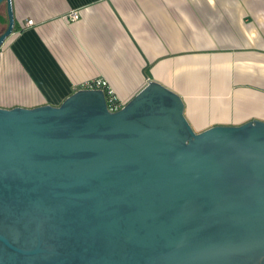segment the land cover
<instances>
[{
  "label": "water",
  "instance_id": "water-1",
  "mask_svg": "<svg viewBox=\"0 0 264 264\" xmlns=\"http://www.w3.org/2000/svg\"><path fill=\"white\" fill-rule=\"evenodd\" d=\"M0 264H264V120L196 132L157 81L0 107Z\"/></svg>",
  "mask_w": 264,
  "mask_h": 264
},
{
  "label": "crops",
  "instance_id": "crops-1",
  "mask_svg": "<svg viewBox=\"0 0 264 264\" xmlns=\"http://www.w3.org/2000/svg\"><path fill=\"white\" fill-rule=\"evenodd\" d=\"M11 4L0 107L59 105L87 80L104 78L123 104L148 81L165 85L181 96L196 132L264 120V0Z\"/></svg>",
  "mask_w": 264,
  "mask_h": 264
},
{
  "label": "built area",
  "instance_id": "built-area-1",
  "mask_svg": "<svg viewBox=\"0 0 264 264\" xmlns=\"http://www.w3.org/2000/svg\"><path fill=\"white\" fill-rule=\"evenodd\" d=\"M77 16H78L77 13L74 11L69 14V17L71 19H76ZM32 23H33L32 20L26 21V25H31ZM83 88H85V89H97V90L103 91L104 96H105L106 105H107V108L109 111H116L124 105L117 98L112 87L107 82V80L104 78H93V79L87 80L84 83Z\"/></svg>",
  "mask_w": 264,
  "mask_h": 264
},
{
  "label": "trees",
  "instance_id": "trees-1",
  "mask_svg": "<svg viewBox=\"0 0 264 264\" xmlns=\"http://www.w3.org/2000/svg\"><path fill=\"white\" fill-rule=\"evenodd\" d=\"M8 22L7 12H6V3L3 1L0 3V33L5 29ZM15 28V24L13 29Z\"/></svg>",
  "mask_w": 264,
  "mask_h": 264
}]
</instances>
